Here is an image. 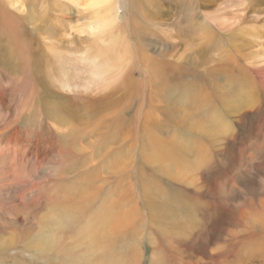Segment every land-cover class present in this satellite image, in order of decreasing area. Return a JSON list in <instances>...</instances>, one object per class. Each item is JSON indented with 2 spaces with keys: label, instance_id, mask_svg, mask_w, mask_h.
<instances>
[{
  "label": "rangeland",
  "instance_id": "1",
  "mask_svg": "<svg viewBox=\"0 0 264 264\" xmlns=\"http://www.w3.org/2000/svg\"><path fill=\"white\" fill-rule=\"evenodd\" d=\"M108 3L0 0L42 62L40 82L14 74L0 28V240L12 236L7 255L44 264L24 241L49 227L75 243L104 206L135 219L109 240L122 262L129 249L139 264L218 259L242 228L232 215L247 225L264 210V0ZM105 10L107 26L92 25ZM156 70L178 83L159 81ZM66 75L76 84L57 82ZM239 83L249 89L239 93ZM47 106L70 113L53 122ZM117 116L129 123L116 125ZM49 143L69 155L53 157ZM152 147L170 152L151 158ZM86 172L100 191L91 200L82 198L91 195L82 193ZM165 202L177 205L174 224L152 213Z\"/></svg>",
  "mask_w": 264,
  "mask_h": 264
},
{
  "label": "bare ground",
  "instance_id": "2",
  "mask_svg": "<svg viewBox=\"0 0 264 264\" xmlns=\"http://www.w3.org/2000/svg\"><path fill=\"white\" fill-rule=\"evenodd\" d=\"M94 1L95 0H91V3H93ZM98 2L107 4L109 7V3H108L109 0H98ZM110 9H111V7H110ZM103 13H104L103 15H101V14L94 15V17L92 19V25L94 24V25H98V26H102V27L107 26V23L109 21V15H108V12L106 10L103 11ZM21 26H22L21 18H18L15 15L11 17V20L8 19L7 17L5 18L4 14H3V9L0 6V28H2L1 37L6 38L8 40L7 42L11 45V50H12L11 55H12L13 60L15 61L14 62L15 65L13 67V72H14V74H16V73L20 74V72H21V74H24V75L29 77L28 80L29 79H30V81L35 80L36 81L35 83H37V82H40V80H41L40 76L37 74L38 64L39 63L42 64V62H41L38 54L34 51L33 47H31V45H30L31 43H30L29 38L23 36V34L21 33ZM140 46H142V44L139 45V47ZM260 62H264V61L260 60ZM165 67H167V66H165ZM168 68H169V70H171V72H174L176 70L173 66H170V65H168ZM97 72L98 71H96L94 68H92V70H91L92 76L95 78L101 79L99 82H97L98 83L97 85L100 87H104L105 86V82L103 81L104 74L101 73L100 75H98ZM113 74L114 73H111V74L109 73L108 76H112ZM121 74H122V80H124L125 71H122ZM154 74L158 78L159 81H162V78H163V80L166 81L167 85L168 84L172 85L173 83L175 85L179 81V78L177 76L176 77L173 76L172 74H170V77H172V78L165 76V74H167V73H165L164 71L159 72L156 70V72H154ZM174 74H175V72H174ZM118 76H120V75L117 74L111 79L115 81ZM72 79H73V76H70V75L67 76L66 75L65 77H62L61 79H58L57 82H62L63 86H67V85H72V81H73ZM33 81H32V83H34ZM107 83H108V81H106V85H107ZM75 84H76V82H74V85ZM242 85L243 84L240 85V83L238 84V92L239 93L249 89V87L246 84H245L246 86H242ZM242 89H244V90L241 91ZM183 92H184V88H182V91L180 90V93H183ZM105 96H106V99H108V98L110 99L112 97V96H109V94L105 95ZM109 104L112 105V102ZM107 109H108V107H107ZM59 111H61V112H59ZM44 112L46 115L45 117L49 120H52L53 122L63 120V119L65 120L66 115H68V113H70L69 111H67V107L63 108V106L57 107V108L47 106L44 109ZM64 112H65V114H64ZM73 117H75V115ZM117 121L118 122L119 121L124 122L126 124L129 123L125 117L121 118V117L117 116L116 121H115L116 125L118 123ZM181 136H183V135H181ZM181 140H183V139H181ZM48 146L50 148L49 152L53 157H55V156H57V157L61 156L62 157V155L63 156L67 155V153L64 155L62 152L60 154L58 151L56 153V151H55L56 149H55V146L53 144L49 143ZM176 150L177 149H175L174 151H176ZM168 152H170V151H169V149L167 150L166 147H162V148L152 147L150 155H151V158H153V157L161 156L163 154L165 156L168 154ZM144 156H146V154ZM108 157L103 158V159H105V162L108 161ZM181 157H183V156H181ZM95 158H96V156H95ZM112 162H113V164L118 165L119 160L116 158L115 160H112ZM94 165H96V164H94ZM100 167H101V165H100ZM102 169H104V168L102 167ZM112 169H114V168H112ZM56 172H58L57 168H54L50 172H48V175H55ZM140 175L141 174H139L138 176L140 177ZM82 177H84L83 179L85 181H87L85 188L82 189V193L86 190H89V189L91 192L90 196L82 197V198L88 199V200L89 199L91 200L92 198L94 199L95 195L100 192L93 185V180L95 178V175L91 174V172H89V173L86 172V173L82 174ZM234 177L236 179V176H234ZM231 190L232 189H230V192H231ZM260 190L262 192H264V184L262 185V189H260ZM152 191L156 192L154 187L152 190H150V189L146 190L145 191L146 197L148 195H150V193H152ZM68 197H69V199H71L72 196H68ZM244 200H248V199H246L244 197L241 199V201H242V203L240 205L241 208L246 207ZM175 205L176 204L174 202H165V203H162L160 205H156V206H154L152 213L154 212L156 214V216L162 217L164 220H166L168 222L167 224H169V223L174 224L176 222V219L178 218V217L176 218V216L174 214V212H175L174 210L176 209ZM80 208H82V206ZM131 211H133V210H131ZM111 212L112 211H110V209L103 206L102 209L100 210V212H98L96 214L97 216H95L96 219H95L93 224H91L89 227H87V229H84L82 232L76 231L77 238L79 237L80 240L78 239V241L75 243L74 242L71 243V242L66 241L65 239L67 237H64L63 235L60 236L61 234L59 235V233H58L59 229L58 228H55L57 230L56 231L54 228L49 229V227H46L45 230L42 231L41 233H39L35 238H31L29 240L24 241L22 243V245H23L22 249L29 251V252H32L36 257H42V258L46 259L45 260L46 262L44 264H139L140 261L135 257V254H134L135 252H133L132 249H129L125 252L127 258L129 256H130V258L126 259L124 262H122L121 260H118L115 257L111 256L114 254V250H112L113 249L112 243L109 240H112L113 237L120 238L122 236V238H123L124 237L123 234H125L123 232L127 228L135 227V225H136L134 223L135 219L132 220L131 218L126 217L124 212H119V214H116V215H111ZM252 214L256 215L255 217H253L254 221L251 220L247 225H245L243 216H240L239 214H238V216L232 215L231 219L233 220V222H238L237 225L242 226L240 233L237 234L233 238V240L230 244L222 246L223 252L218 259H211L209 262H206V263H202L200 261H197L194 264H264V210L263 209H261V210L256 209L255 212ZM148 216H147V218H148ZM220 216H221V214H220ZM225 221L228 222L227 218ZM228 232H229V230H228ZM72 234H75V233H72ZM24 237H25V235H24ZM12 240H13L12 236H9L6 239L0 240V264H34L33 262H30L26 259H20L19 257H16V256L14 257V256L7 255L12 250V248L15 247V243ZM128 251H130V252H128ZM244 252H245V255L243 256ZM160 260H161V257L156 258V256H153V259L151 262H149V264H164ZM182 264H185V263H182Z\"/></svg>",
  "mask_w": 264,
  "mask_h": 264
}]
</instances>
